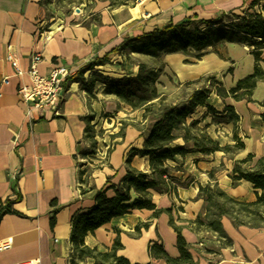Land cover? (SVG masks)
Returning <instances> with one entry per match:
<instances>
[{"label": "crops", "instance_id": "crops-1", "mask_svg": "<svg viewBox=\"0 0 264 264\" xmlns=\"http://www.w3.org/2000/svg\"><path fill=\"white\" fill-rule=\"evenodd\" d=\"M40 1L0 0V204L20 194L21 201L14 204L13 209L25 216L5 215L1 219L0 243L10 241L11 247L0 252V264H70L72 217L94 206L97 191L120 180L126 173L127 157L132 149L142 147L148 133L135 128L134 135L131 129L126 137L119 136V144L111 158L93 172L94 181L79 184L77 158L86 144V123L83 118L92 111L95 119L91 124L95 125L98 119H103L102 115L114 117L119 107L130 115L138 111L118 102L113 96L105 95L104 86L100 83H96L90 96L79 83L69 80L61 115L40 116L36 111L30 119L26 106L17 95L18 80L13 77V69L5 60L7 46H13L24 68L29 65L32 54H40L43 58L42 72L54 62L81 70L95 59L106 57L116 60L117 49L128 39L182 19L211 20L221 14L237 13L251 0H141L136 6L128 8L131 12L137 10L135 17L127 18L122 23L116 21L118 9L111 11L107 3L89 0V9L77 17L59 20L57 29H52L56 23L47 28L48 32L44 31L46 10ZM161 22L166 24L161 26ZM217 50L221 57L211 48L201 52L192 50L189 55L177 53L164 56L158 91L172 98L179 92L180 84L205 77L215 78L229 90L253 73L255 61L250 53L251 48L227 43ZM199 54L203 56L196 59L195 56ZM261 58L263 62L260 67L264 72V50ZM123 62L114 61L113 64H118L116 67L121 69L124 77L136 76L137 65ZM106 67L111 66H100V69ZM92 72L87 71L84 78L87 79V74ZM4 77H10L7 85L1 83ZM197 87L193 86L194 89ZM252 100L254 103L231 98L222 100L211 93L207 100L209 106L217 112H222L225 105L232 106L239 115L238 137L245 148L233 156L216 152L176 157L174 161L167 162V166L174 170L172 176L176 180L189 185L178 187L176 195L151 192L157 209H172L175 224L184 227L182 235L191 245V255L196 264H264V228H235L227 218H223L222 227L233 242L232 247L227 249H219L214 244V235L195 234L185 228L188 221L204 214L205 203L197 196L199 186L204 187L211 182V172L218 186L230 197L245 203L256 200L259 191L250 182L233 181L229 177L235 161L244 160L248 155H253L255 159L264 157V125L260 118L264 113V106L260 105L264 102L263 81L257 82ZM184 101L186 99L177 102ZM198 119L208 126L206 132L212 139L233 144V124L213 123L211 114L205 108L198 109L189 122ZM179 140L181 142L177 144H183ZM125 154L124 162L120 159L117 161ZM254 164L255 161H252L242 167L249 169ZM131 167L144 173L150 172L147 157L134 156ZM52 201L56 202L55 206H51ZM54 211H57L56 214H53ZM53 217L55 225L51 229L50 220ZM143 225L148 227L143 228ZM136 226L140 227L139 232L135 230ZM117 237L122 245L118 255L132 264H166L148 254L149 245L156 242L163 244L169 256H178L176 234L169 225V215L166 213L155 218L152 211H133L113 219L94 234H88L84 243L103 252L112 247ZM206 250L212 252L207 253ZM92 263L91 259L80 262Z\"/></svg>", "mask_w": 264, "mask_h": 264}, {"label": "trees", "instance_id": "trees-1", "mask_svg": "<svg viewBox=\"0 0 264 264\" xmlns=\"http://www.w3.org/2000/svg\"><path fill=\"white\" fill-rule=\"evenodd\" d=\"M107 3L109 10L135 6L140 0H99ZM228 17L229 24L225 27L216 28L218 24ZM187 23V24H186ZM179 24H169L162 29H155L150 33L124 41L117 49L118 53H125V61L131 54L144 55L152 60L169 54L189 55L194 50L201 52L206 48L221 57L217 48L223 44H241L251 48L255 66L251 75L239 80L236 85L226 90L223 85L213 77L201 78L192 83L180 84L181 88L186 86L203 85L194 89L184 102H177L172 98L160 93L157 89L159 77L162 75L164 63L156 67H149L144 63H137L138 72L134 77H123L115 79L103 75H95L92 72L87 79L84 74L93 71L95 66L107 64L108 59L103 57L88 63L79 70L71 83L80 84L90 96L94 91L96 83L104 86V94L113 96L118 102L130 107L133 111H141V119L148 122L147 135L144 137L140 149H132L125 163L126 173L116 184H110L107 188L97 191L94 196V206L89 210L75 214L71 219L70 234V264L77 261L91 259L92 264H132L125 257L118 255L122 245L117 237L110 249L99 251L89 248L84 240L88 234H94L96 230L110 223L113 219L131 214L133 211L148 210L153 212L157 218L163 213L169 215V225L176 234V249L178 256L173 258L167 254L163 244L156 242L148 247L151 258L163 260L166 264H196L191 255V245L187 243L182 235V229L175 224L172 218V209H157L151 198V192L159 194H177L178 187L188 186L189 183L176 180L172 176L174 171L167 162L174 161L176 157H185L190 153L211 155L222 152L227 156H233L242 151L245 145L238 137V123L240 117L235 113L232 106L225 105L222 112H217L207 104L211 93L220 99L231 98L234 101L252 100L253 91L257 82H264V72L260 67L263 62L261 58L264 50V0H251L238 14H221L215 19H188ZM192 26V29H190ZM206 29L202 30L201 27ZM203 54L196 55L200 59ZM230 72V70H229ZM207 84V87H204ZM180 88V89H181ZM264 106V102L260 103ZM200 108H205L218 123H231L234 126L233 144L221 145L219 141L212 139L206 133V127H199L200 120H192L191 116ZM108 118L109 115H102ZM264 125V113L260 116ZM95 115L92 111L83 118L86 123L85 140L91 139L89 132L93 129ZM181 139L183 144H177ZM82 155V154H81ZM147 157L149 162V173L141 172L131 167L134 156ZM82 156H85L82 155ZM255 161L254 167L245 169L242 166L248 162ZM177 171L179 169H176ZM84 172H79L78 182L84 185L82 180ZM211 182L206 186H199L198 199L205 203V211L201 216L188 221L185 228L195 234L210 233L216 237L214 244L219 249L231 248L233 242L224 231L221 220L227 218L235 228L241 226L251 229L264 228V157L255 159L248 155L244 160L235 161L233 164L231 180H245L250 182L259 194L251 203L240 202L224 192L214 180L213 173L209 174ZM110 180V179H108ZM107 180V183H108ZM21 201L18 194L15 199H7L0 204V221L5 215H15L25 218L24 215L15 211L13 205ZM56 202L52 201L51 206ZM54 211L53 214H56ZM55 225V218H51V229ZM148 225H143L147 228ZM137 232L140 227L136 226ZM207 253L212 251L206 250Z\"/></svg>", "mask_w": 264, "mask_h": 264}, {"label": "rangeland", "instance_id": "rangeland-1", "mask_svg": "<svg viewBox=\"0 0 264 264\" xmlns=\"http://www.w3.org/2000/svg\"><path fill=\"white\" fill-rule=\"evenodd\" d=\"M88 1L89 0H41L40 3L43 5L44 9L46 10L44 31L48 32L47 28L57 23V25L52 27L53 30H56L60 23L59 20L63 21L65 18H69V16L77 17V15H81L83 11L90 8L91 5L88 4ZM140 2L141 0L137 4H139ZM130 7H132V4H130L129 8ZM239 12H237L236 14H238ZM187 20L188 19H182L181 21L175 22L174 25H179L183 22L186 23ZM161 23H159L161 24V26L166 24L164 22ZM228 24L229 21L227 17V19L225 18L222 23L218 24L215 27L218 29L221 27H225V25ZM190 29H192V26H190ZM201 29L205 30L206 27L202 26ZM108 61L109 62H107V64L105 65H109L111 67L110 68L106 67L104 69H101V71L104 74H101L93 69L94 74L103 75L115 79L123 78L124 76L123 73L121 72V69L116 67L118 66V64L111 63L110 59ZM161 61H163V56H161L159 59L152 60L151 58L144 55L131 54L128 56L127 63L132 65L134 64L137 65V63H144L149 67H156L160 65ZM105 65H101V66H105ZM88 75L89 74H87V77H89ZM200 87H203V85L202 84L198 85L197 88ZM193 90H194L193 86H189V87L186 86L184 88H181L179 92H177V94H175V96L172 97V99L176 101L182 100L183 97L188 96ZM141 113H142L141 111H138V113L134 115H130L129 113L122 111V109L119 107V112L117 113L115 112L114 117L105 118L102 116L103 119H98L97 124H95L93 129L89 132L92 138L86 140V144L80 149L79 157L77 158V167L79 169V172L82 171L84 172V174L81 176L83 181H86V183L90 180L94 181L93 172L99 170V166L102 165V163L105 160L107 161L109 158H111L113 152L115 151L116 147L119 144L120 141V139L118 138L119 136L126 137L128 135V132L131 133V129H132V135H134L133 131L135 128L138 131H145L148 128V122L141 119ZM211 117L213 123L216 122L215 124H219L212 115ZM200 121L201 122L199 124V127L202 129L206 127L207 129L208 126L205 125L202 120ZM179 142L181 141L178 140L176 143ZM226 143H227L226 140H222L220 142L221 145H225ZM81 154L82 155L85 154V156H82ZM125 157H127L126 154L120 156V158H117V161H119L120 159V161L124 162ZM80 262L84 263L85 261H77L76 264H80Z\"/></svg>", "mask_w": 264, "mask_h": 264}, {"label": "built area", "instance_id": "built-area-1", "mask_svg": "<svg viewBox=\"0 0 264 264\" xmlns=\"http://www.w3.org/2000/svg\"><path fill=\"white\" fill-rule=\"evenodd\" d=\"M125 57V53H120L116 60L110 59V62L122 63ZM5 60L13 69V77L18 80L17 95L27 108V116L31 119L32 113L37 111L40 116L50 114L53 117H59L68 93L67 83L76 76L79 70L76 67L54 62L45 72H42L43 58L40 54H32L29 58V65L24 68L12 45L7 46ZM94 70L101 73L100 66H95ZM9 81L10 77H4L1 83L7 85ZM10 247V241L0 243V252Z\"/></svg>", "mask_w": 264, "mask_h": 264}, {"label": "bare ground", "instance_id": "bare-ground-1", "mask_svg": "<svg viewBox=\"0 0 264 264\" xmlns=\"http://www.w3.org/2000/svg\"><path fill=\"white\" fill-rule=\"evenodd\" d=\"M145 1L149 2L150 0H145ZM128 8L129 7L121 8L116 11L115 17H116L117 23H122L127 18L135 17L137 10H134V12H131V11H128Z\"/></svg>", "mask_w": 264, "mask_h": 264}]
</instances>
